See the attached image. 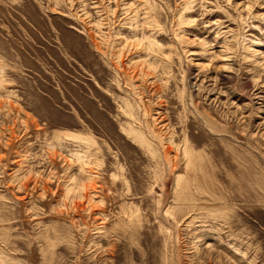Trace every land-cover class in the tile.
Masks as SVG:
<instances>
[{"label": "rangeland", "instance_id": "374dc122", "mask_svg": "<svg viewBox=\"0 0 264 264\" xmlns=\"http://www.w3.org/2000/svg\"><path fill=\"white\" fill-rule=\"evenodd\" d=\"M0 264H264V0H0Z\"/></svg>", "mask_w": 264, "mask_h": 264}, {"label": "bare ground", "instance_id": "6f19581e", "mask_svg": "<svg viewBox=\"0 0 264 264\" xmlns=\"http://www.w3.org/2000/svg\"><path fill=\"white\" fill-rule=\"evenodd\" d=\"M131 131H134V134L136 135V137H137V139H139V141H143L144 139H145V137L139 132H135V130H131ZM150 144V143H149ZM193 151L192 150H189L187 147H185V149H184V154H185V156H187L188 158L190 157V158H193L194 157V154L192 153ZM168 155V154H167ZM166 155V156H167ZM167 158V157H166ZM200 159H201V157H200ZM189 163L191 164V163H193V162H191V161H189ZM195 163V162H194ZM250 166V165H249Z\"/></svg>", "mask_w": 264, "mask_h": 264}]
</instances>
